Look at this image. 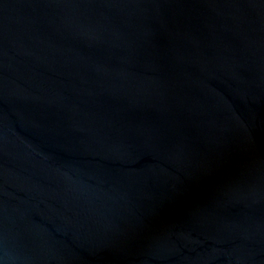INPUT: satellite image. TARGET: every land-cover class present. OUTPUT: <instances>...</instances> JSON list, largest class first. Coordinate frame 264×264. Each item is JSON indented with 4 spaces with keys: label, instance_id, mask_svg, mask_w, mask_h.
Here are the masks:
<instances>
[{
    "label": "water",
    "instance_id": "95a60500",
    "mask_svg": "<svg viewBox=\"0 0 264 264\" xmlns=\"http://www.w3.org/2000/svg\"><path fill=\"white\" fill-rule=\"evenodd\" d=\"M0 264H264V0H0Z\"/></svg>",
    "mask_w": 264,
    "mask_h": 264
}]
</instances>
